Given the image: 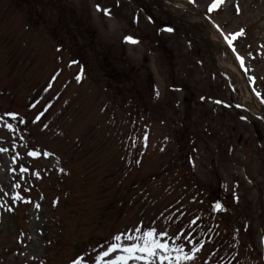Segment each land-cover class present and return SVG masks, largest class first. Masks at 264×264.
<instances>
[{"label": "rangeland", "instance_id": "1", "mask_svg": "<svg viewBox=\"0 0 264 264\" xmlns=\"http://www.w3.org/2000/svg\"><path fill=\"white\" fill-rule=\"evenodd\" d=\"M186 1L205 19L161 0H0V264L96 245L79 258L95 264L137 228L194 256L180 264H263L264 0Z\"/></svg>", "mask_w": 264, "mask_h": 264}, {"label": "snow or ice", "instance_id": "2", "mask_svg": "<svg viewBox=\"0 0 264 264\" xmlns=\"http://www.w3.org/2000/svg\"><path fill=\"white\" fill-rule=\"evenodd\" d=\"M222 3L223 0H214L209 7V11L216 9ZM97 9L99 10V6H97ZM236 11H239L238 4L236 6ZM104 12L105 14H109L108 9H104ZM239 34L240 33L233 34V38ZM225 38L227 39V37ZM125 39L133 43L136 42L131 37H126ZM229 43H231V41H229ZM76 79L79 81L80 76L78 75ZM6 115L12 116L13 118L16 116L15 113H7ZM7 127L12 130L11 124H8ZM29 155L36 156L38 153L30 152ZM45 155H47V153H45ZM221 207L220 204L216 205L217 209H220ZM135 231L140 234L135 237L131 235L127 236L128 243L123 242L125 240L124 234L115 235L113 237L114 242H109L106 250L102 251L95 258V264H129V261H140L142 264H154L156 259L160 261V264H164L165 261H167V264H174L172 253H175V264H180L181 260L186 261L194 259V256L190 253L184 252L182 247H170L163 239L157 238L158 236L165 237L167 236V233H157L155 229L142 231L140 228H137ZM195 251H198V249L193 248L192 252ZM113 254H116L114 258L107 259L112 257ZM73 264H80V260L73 261Z\"/></svg>", "mask_w": 264, "mask_h": 264}, {"label": "bare ground", "instance_id": "3", "mask_svg": "<svg viewBox=\"0 0 264 264\" xmlns=\"http://www.w3.org/2000/svg\"><path fill=\"white\" fill-rule=\"evenodd\" d=\"M210 34L213 35V33L211 32V30H210ZM211 37H212L213 41H215L216 43L222 45V43H221L220 41H218V40L214 37V35L211 36ZM227 47H228V46H227ZM229 50H231V52L234 51V50L231 49V48H229ZM231 68H232L235 72H237L240 76H242V77L244 76V74H245V70L242 69V65H241L240 62L238 61V58H237V54H236V53L232 55V59H231ZM256 106L258 107V106H260V105H259V104H256ZM155 263H156V262L154 261V264H155ZM134 264H142V262H140V261H134Z\"/></svg>", "mask_w": 264, "mask_h": 264}]
</instances>
